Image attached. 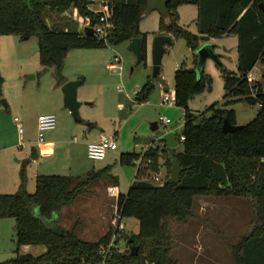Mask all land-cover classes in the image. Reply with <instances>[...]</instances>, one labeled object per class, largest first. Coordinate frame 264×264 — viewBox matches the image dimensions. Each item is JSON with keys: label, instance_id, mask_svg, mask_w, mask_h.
Masks as SVG:
<instances>
[{"label": "trees", "instance_id": "trees-1", "mask_svg": "<svg viewBox=\"0 0 264 264\" xmlns=\"http://www.w3.org/2000/svg\"><path fill=\"white\" fill-rule=\"evenodd\" d=\"M91 1L0 0V35L15 34L22 39L35 37L40 63L55 68L59 84L66 81L62 68L68 51L73 48H98L140 36L141 62H145L147 33L139 30L138 22L147 0H107L113 28L105 40L85 35L84 31L70 25L74 22L70 16L73 9L81 18L88 17L91 24L97 21L98 15L87 8ZM263 2L167 0L170 20L166 23L160 17L158 33L171 32L183 38L192 50L202 39L235 34L237 71L223 69L225 91L221 103H214L198 114L190 110L188 103L209 86V78L203 71L198 77L191 67L179 65L174 71L176 105L182 109L184 121L178 139L182 150L172 152L169 160L172 165L171 160L176 159L182 167L179 182L170 183L168 179L162 183L151 182L142 179L141 170H137L127 192L119 193L115 203L121 218L135 217L139 222L138 233L127 241L131 245L137 244V254H131V249L120 251L111 246L104 260L100 250L111 241L112 227L96 240L88 241L77 235L76 226L65 228L57 221L52 223L56 220L53 214L71 205L91 183L103 177L116 182L117 178L110 173V165L79 176L38 174L33 192L26 190L22 171L17 191L0 193V218H14L17 245L16 255L0 264H176L171 257L172 237L166 220L174 218L183 222L193 217L194 200L201 196L251 201L254 217L249 232L236 242L227 243L231 264H264V68L262 80H248L256 63L264 61ZM189 3L197 6V33L178 23L177 7ZM152 78L147 76L136 94V101H147L153 88ZM238 101L257 104L256 115L236 131L224 132L225 119L238 124L232 107ZM155 155V149H148L144 159L152 161ZM139 157L137 151L125 152L119 155L118 161L134 169ZM35 207L37 213L33 212ZM20 245H43L45 250L36 255L19 253Z\"/></svg>", "mask_w": 264, "mask_h": 264}, {"label": "rangeland", "instance_id": "rangeland-1", "mask_svg": "<svg viewBox=\"0 0 264 264\" xmlns=\"http://www.w3.org/2000/svg\"><path fill=\"white\" fill-rule=\"evenodd\" d=\"M177 10L179 25L197 33V6L181 4ZM70 16L74 21L70 23L72 27L77 29L82 25L76 9L71 11ZM159 22L160 13L156 9L139 19V30L147 33L145 62L137 63L135 53L128 47L129 41L68 51L62 68L63 77L67 80L83 78L77 87L79 120L64 106L62 83L59 84L55 68L40 63L39 50L34 47L36 38L0 35V193L16 192L22 171L26 190L33 192L38 174L79 176L110 165V173L117 178L116 182L103 177L91 183L71 205L53 214L56 220L52 223L57 221L65 228L76 226L77 235L88 241L96 240L112 227V245L120 251L131 249L132 245L127 241L138 233L139 222L135 217L119 219L115 205L117 198L107 191L110 185H116L119 193L124 194L134 179V175L127 177L124 166L118 161L119 155L139 152L135 172L141 170L140 177L151 182L156 183L150 180L152 174L160 176L161 181L157 183L167 180L171 173V153L182 150L178 139L184 121L179 106L161 104L165 92L173 93L174 71L180 64L194 68L198 77L203 71V75L209 78V86L188 103L190 110L196 114L204 112L214 103H221L225 91L223 69L237 71L236 35L202 39L199 46L192 50L183 38L170 32L172 43L165 46L159 74L152 78L149 103L139 105L133 92L142 87L147 76H152L151 44L153 36L160 32ZM204 43L212 44L218 57H206L203 67L199 68L196 52ZM115 55L121 58V69L118 71L108 66ZM262 68L258 63L254 73L257 75ZM257 78L261 79V76L257 75ZM232 107L238 125L249 122L258 110L257 104L243 101L234 103ZM46 113L55 115V127L45 130L43 138L39 139L37 119L40 114ZM160 115L167 116L170 122L162 124ZM15 117L21 120L22 134L18 132ZM153 123H157L155 130L151 128ZM166 131H174L178 140L172 148H166L158 137L159 133ZM100 132L112 136L117 149L108 150L102 160H92L87 156V143L95 140ZM151 148L156 150L152 161L144 159L145 152ZM33 212L37 213L36 207ZM193 213V217L183 222L174 218L166 220L172 237L173 260L176 264H231L227 243H234L249 232L254 217L251 201L246 198L201 196L194 200ZM14 222L13 217L0 218V263L17 253ZM37 248L45 249V246L25 248V245H20L18 251L35 253Z\"/></svg>", "mask_w": 264, "mask_h": 264}, {"label": "water", "instance_id": "water-1", "mask_svg": "<svg viewBox=\"0 0 264 264\" xmlns=\"http://www.w3.org/2000/svg\"><path fill=\"white\" fill-rule=\"evenodd\" d=\"M260 6L263 8L262 3H260ZM154 9L158 10V12L160 13V17L166 23L169 22L170 15L167 9V0H147L146 8L143 11L142 16ZM85 35H94L93 28L90 26H86ZM171 43H172V37L167 33H157L153 36V40L151 44L153 77H156L159 73L162 56L166 50L165 46ZM34 47L38 50L37 43L34 45ZM128 47L135 53L137 57V63H140L142 60L141 37L140 36L132 37L129 40ZM196 56H197L198 67L201 68L204 65V61L206 57L210 56L217 59L218 54L214 52V46L212 44L204 43L197 49ZM80 83H81V79L78 78L74 80H67L62 85L64 106L67 109H69L70 113L77 120L80 119V114H79L80 103L77 100V87L80 85ZM239 126L240 125L238 124L235 125L231 124L227 119H225L222 124V130L224 132H234ZM151 128L152 130H155L157 128V125H152ZM158 137L163 142H165L166 145L169 147H174L177 144L174 131L166 132V133L161 132L158 134ZM171 162H172L171 173L167 181L170 183H178L180 179V172L182 171V167L180 166V164L176 159H172ZM124 170L127 177L130 178L133 174V168L124 165ZM137 249H138L137 246L132 245L131 254L133 255L137 254Z\"/></svg>", "mask_w": 264, "mask_h": 264}, {"label": "built area", "instance_id": "built-area-1", "mask_svg": "<svg viewBox=\"0 0 264 264\" xmlns=\"http://www.w3.org/2000/svg\"><path fill=\"white\" fill-rule=\"evenodd\" d=\"M87 8L91 10L94 14L98 15V19L94 24L90 23V19L88 17L84 18L83 22H85V26L82 31L85 32V27L90 26L93 28L94 35L99 39H106L112 31L113 24L108 15V1L107 0H92L88 3ZM121 58L117 55L113 57L112 60L108 63L109 68L118 71L121 69ZM248 80H255L254 77L248 76ZM138 90H134L133 94L136 95ZM139 102V101H138ZM140 104L143 102H139ZM161 104L165 106H174L176 105V99L174 90L173 93L165 92L161 98ZM14 121L18 127V132L20 134L23 133V127L21 125V120L17 117L14 118ZM159 121L162 124L169 123L170 119L165 115L159 116ZM55 115L52 113L41 114L37 119V127H38V137L39 139L43 138V132L48 129H53L55 127ZM183 139V136L180 138ZM117 149V144L112 136L101 133L97 140H93L87 143V156L92 160H102L105 158L108 150ZM150 180L160 182L161 178L158 175L152 174L150 176ZM108 194L113 197H118L119 189L116 185H110L107 188ZM117 210V209H116ZM118 214V212H117ZM118 218L122 219L118 214ZM120 225V224H119ZM122 229V226H120ZM113 246L111 242L105 247H102L100 253L103 254L104 260L108 256V251L110 247Z\"/></svg>", "mask_w": 264, "mask_h": 264}, {"label": "crops", "instance_id": "crops-1", "mask_svg": "<svg viewBox=\"0 0 264 264\" xmlns=\"http://www.w3.org/2000/svg\"><path fill=\"white\" fill-rule=\"evenodd\" d=\"M178 11V10H177ZM82 20H84L83 18H81L80 17V19L78 20L82 25H80V27H78L77 29L79 30V31H82V29H83V27L85 26V24H83V21ZM85 23V22H84ZM230 34H225V35H223V36H229ZM233 35V34H232ZM235 35V34H234ZM172 37V36H171ZM37 43V42H36ZM236 46H237V43H236ZM237 49V48H236ZM237 58H238V52H237V57H236V62H235V65H236V67H237ZM258 63H261V65H262V67L264 68V61L262 62V61H259V62H257L256 63V65L253 67V69L249 72V76H252V77H254L255 78V80L256 81H260L261 79H258L257 78V75H259V76H261L262 75V72H263V68L261 69V71H260V73H257V75L254 73V69H255V67L257 66V64ZM180 65V64H179ZM179 65H178V67H179ZM66 81H67V79H65ZM65 81V82H66ZM64 82V83H65ZM63 83V84H64ZM62 84V85H63ZM163 85V84H162ZM136 100V99H135ZM145 103H149V101H148V99H147V101H145ZM142 104H144V102L143 103H141V104H139V105H142ZM236 113V112H235ZM41 115V114H40ZM236 121H237V123H238V120H237V116H236ZM166 132H171V131H166ZM166 132H163V133H166ZM101 133H103V132H100V133H98V136H97V138L95 139V140H97L98 138H99V136H100V134ZM103 134H105V133H103ZM176 137V136H175ZM93 141V140H92ZM90 142V141H89ZM165 143V142H164ZM166 144V143H165ZM167 146V145H166ZM167 147H169V146H167ZM169 148H172V147H169ZM134 172H135V170L133 169V174H132V176L134 175ZM31 245H25V248H28V247H30ZM33 249V248H32ZM45 249L44 248H37L36 249V251H35V253H31V254H33V255H36V254H39V253H41V252H43ZM30 252H31V250H30Z\"/></svg>", "mask_w": 264, "mask_h": 264}]
</instances>
